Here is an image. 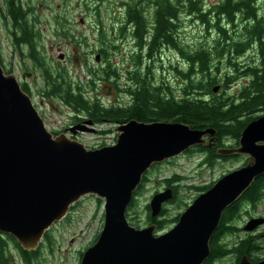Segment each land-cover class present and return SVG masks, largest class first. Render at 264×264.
<instances>
[{
  "label": "water",
  "instance_id": "obj_1",
  "mask_svg": "<svg viewBox=\"0 0 264 264\" xmlns=\"http://www.w3.org/2000/svg\"><path fill=\"white\" fill-rule=\"evenodd\" d=\"M93 124L86 120L71 131L93 132ZM115 132L116 143L100 149H89L65 134L54 137L16 76L6 75L0 63V232L13 235L23 249L36 250L72 205L95 195L105 201L104 227L81 264H202L224 211L264 175V116L246 126L238 148L218 151L223 156L249 155L247 164L221 177L160 235L155 224H130L127 211L136 190L154 164L205 144L207 136L216 140L218 131L131 120ZM173 199L172 188L155 194L149 203L151 217H158ZM260 223L249 221L245 229L252 231ZM241 264L252 263L243 259Z\"/></svg>",
  "mask_w": 264,
  "mask_h": 264
},
{
  "label": "rangeland",
  "instance_id": "obj_2",
  "mask_svg": "<svg viewBox=\"0 0 264 264\" xmlns=\"http://www.w3.org/2000/svg\"><path fill=\"white\" fill-rule=\"evenodd\" d=\"M3 1L0 0V8L3 7V10L0 9V54L1 63L7 73L5 74L15 75L21 85L25 84V87L30 89L29 95L43 118L47 130L51 133H64L72 126L76 114L59 98L44 94L47 84L43 69L30 58L29 46L21 42L16 45L10 23L4 18L6 8ZM223 1L201 0V4L209 9ZM25 2L27 8L33 9L30 19L35 23L37 31L35 43L40 56L55 67H66L69 75L87 88L85 93L93 100L98 96L100 101L109 106L112 105L115 99L113 79L104 75L102 80H97L95 87L89 85L93 75L91 70L96 74H101L108 66L105 55L100 61L96 60V56L102 48L107 47L108 50L105 49V52L113 69L114 63L117 62V59L116 62L113 59L115 58L114 47L122 46L121 39L116 33L117 22L124 20L125 9L128 10L130 5L136 6L142 13L146 10V14H152L151 0H25ZM259 10L264 13L263 4L259 5ZM241 23V21L238 22L239 27ZM147 28L152 32L154 25L148 23ZM217 36L216 30L207 28L205 24L195 16L186 13L184 9L177 18L173 32L177 46L189 50L200 47L209 48L214 44ZM171 49L172 46L167 44L166 50L162 52V59L165 63H151L146 64L145 67L149 69L152 82H163L165 87L169 86L177 97H181L183 81L178 71L186 69L188 65L178 48L174 49L175 52ZM126 54L120 51L116 58L125 57ZM254 58L258 56L252 51L236 59V63H246ZM177 59L179 60L176 61ZM213 62L218 63L214 67L213 75L217 77L216 85L222 86L221 93H237L249 81L247 77L236 74L234 72L236 68L228 62H218L216 58H213ZM141 67L143 68V65ZM216 68H219V71ZM228 73H233L232 77L236 76L238 79L224 89V77ZM83 117L87 118L84 114ZM94 127L96 131H81L75 135L67 132L66 136L83 143L89 149L93 147L99 149L103 143L106 145L115 143V125L96 124ZM101 130L111 131L102 134ZM197 163L196 156L195 158L184 157L157 170L149 171L147 180L136 193L133 207L127 212L130 218H133L132 223L138 227L145 226L150 215L149 202L157 192L164 189L165 180L173 175H184L185 179L179 187V198H175L171 201L172 203L164 206L168 218L183 213L186 204L197 197L194 186L200 187L216 181L221 173L231 165L218 162V165L213 167L203 166L198 169ZM104 205L105 201L95 195L84 196L71 208L63 220L53 224L51 229L45 233L38 248L34 250L37 251V255L33 259V264H81L82 254L97 241L104 227ZM242 208L243 216L246 213L255 215L257 212L264 215V200L257 205L245 203ZM8 255L12 264H26L19 253L8 251Z\"/></svg>",
  "mask_w": 264,
  "mask_h": 264
},
{
  "label": "trees",
  "instance_id": "obj_3",
  "mask_svg": "<svg viewBox=\"0 0 264 264\" xmlns=\"http://www.w3.org/2000/svg\"><path fill=\"white\" fill-rule=\"evenodd\" d=\"M3 2L6 8L4 18L10 23L16 45L22 43L29 46L30 58L43 69L47 84L44 94L49 97H58L72 111L78 113V116L84 114L95 124L104 126L117 124L118 121L123 122L120 124H124L129 117L135 116L139 118L140 122L147 123L155 120H172V122L185 123L196 129L213 127L218 131L220 139L227 136L240 138L241 132L246 126L259 118L262 115L261 112H264V13L259 10V5H264V0H224L216 7L209 9L203 7L201 0H183L186 13L195 16L207 28L217 31L218 36L214 44L209 48L200 47L194 50L179 47L188 65L186 69L178 71L183 81L181 97H177L173 90L167 86L165 88L169 97L167 101L161 103L160 98H156L155 88L151 86L149 81V85H144L142 88L152 89V94L149 95V92L141 90L136 94L139 102L137 107L130 112L125 110L120 113L114 112L112 105L109 106L100 101L98 96L93 100L87 95L85 93L87 88L70 76L66 67H55L40 56L35 43L37 35L35 23L30 19L33 9L27 8L25 0H4ZM162 3V6L156 7L158 26L155 30L158 37L165 38L168 45L176 46L177 42L173 37L177 17L175 14L176 5L173 0H164ZM0 9L3 10V7ZM128 9H134L135 14L139 17L138 31L145 29L146 32L143 13L136 6L130 5ZM239 21L242 22L241 27L238 25ZM143 34H140V37ZM137 35L139 36L138 33ZM105 49L108 50L107 47ZM252 51L256 53L258 58L242 64L236 63V59ZM106 58L108 66L106 65L107 68L105 67L101 74H96L91 70L93 75L89 85L95 87L97 80H102L104 75L113 79L111 62L108 57ZM213 58H216L218 62H228L236 68L234 70L236 74H241L242 77L249 79L239 92L232 94L213 92L217 79L216 75H213V70L218 65V63L213 62ZM0 62H2L1 54ZM216 70L219 71V68ZM199 74L201 76H198ZM232 75L233 73L225 75L224 89L238 79ZM22 88L25 92L30 93L25 85H22ZM135 92H138V89ZM78 118L77 121H81V118ZM110 131L101 130L100 133L105 134ZM105 144L103 143L101 146ZM197 150H203V147H198ZM146 180L147 177L144 178L143 183ZM165 181L171 186L172 183L176 182L175 175ZM211 187L213 185L210 184L203 189H210ZM135 200L136 198L133 199L131 208ZM263 200L264 175H261L255 180L251 188L226 210L225 214L230 217L236 209L242 208L245 203L257 205ZM98 201L102 202L101 200ZM127 215L131 224L135 225L132 223L133 218H130V214L127 213ZM148 217L150 221H153L150 215ZM179 217L180 214H177L171 221L176 222ZM168 221L165 219V223H161L160 228L164 227ZM218 250L219 248L214 247V251ZM8 251L19 253L26 264H33V259L37 255V251L23 249L11 234L7 235L0 232V264H12ZM242 254L244 255L245 252Z\"/></svg>",
  "mask_w": 264,
  "mask_h": 264
},
{
  "label": "flooded vegetation",
  "instance_id": "obj_4",
  "mask_svg": "<svg viewBox=\"0 0 264 264\" xmlns=\"http://www.w3.org/2000/svg\"><path fill=\"white\" fill-rule=\"evenodd\" d=\"M163 1L164 0L151 1L150 6L153 7L152 14L148 15L146 14V10L143 11L142 15L144 17V24L146 25V32L145 29L144 31H138L137 23L139 21V17L137 14H135L134 9H125L126 15L124 20H119L117 22L118 25L116 28V33L117 36H119V38L121 39L122 46L116 45L114 47L113 53L115 56V58L113 57V59L115 62L117 59V62L113 65V87L115 99L114 103L112 104V108L116 113H120L121 111L124 112L125 110H128L130 112L132 109H135L139 104V102L137 101L136 94L139 93L141 90H143V92H149V95H151L153 92L152 89L148 87L145 89L142 88L144 85L148 86L149 81L151 83V86L155 88L154 92H156V98L159 97L161 103L162 101H167V98L169 97V93L166 90L164 83H161L160 81L156 83L152 82L150 77L151 74L148 72L149 69H146L145 67L146 64L150 65L151 63H165V61L162 59V52L163 50H166L167 41H165V38H159L157 31L155 30L158 26L156 7L159 5L162 6ZM173 2L176 5V23L178 16L183 12L184 4L183 0H173ZM131 17L134 18L132 19ZM148 23L154 25L152 32H150L147 28ZM121 30L124 31L122 32ZM137 33L139 34V36L137 35ZM142 33L144 34L142 37H140V34ZM128 39L134 40L129 41ZM169 46H172V52H175L174 49L176 48H178L179 50V46L177 45ZM120 51L126 52V56L116 58L118 52ZM104 55L106 57L107 53L104 49H102L101 52H98L96 60L100 61ZM141 65H143V68L141 67ZM137 89L138 92H135V90ZM75 114L76 116L73 118L74 121L72 125H79V123L84 122V120L82 119L81 121H77V119H79V116L78 113ZM260 114H262L261 116H264V112H261ZM131 120L140 121L138 117L133 116L129 117L126 122H129ZM157 121L172 122V120H155L154 122ZM120 123L123 122H117V124ZM70 128L71 127H69L67 130L69 131ZM239 146L240 138L227 136L226 138L220 139L218 137L216 140L211 142L210 138L208 137L206 144L201 146L203 147V150H197L199 146H193L184 154L167 160L163 163L156 164L152 167V169L157 170L158 168H161L166 164H171L172 162H175L184 157L195 158L196 156V160L198 162V169L203 166H208L209 168L213 167L218 162H220L219 164H231L230 167H227L226 170L221 173V178L227 173L244 167L249 161V155L236 153L231 154L229 156H223L218 153L219 149H235ZM175 179L178 180L177 183H172L171 186H168L166 184L164 188L173 187L175 198L178 199V194L180 192L179 187L181 186V182L185 179V176H179L175 174ZM207 185H210V183H208ZM205 186L206 185L200 187H193V189L196 190L197 197L209 190L206 188L203 189V187ZM196 198H194V200ZM194 200L186 204L185 210L188 208L189 205L193 203ZM249 205L253 204L249 203ZM226 210L223 213L219 227L213 233L212 238L210 240L209 256L203 261L202 264H241L243 259L249 261L252 264H257L264 261V215L260 212H257L255 215L246 213V215L243 216V208H238L233 212L232 215H230V217H227L225 214ZM165 219H168L169 221L164 227L160 228L161 223H165ZM172 219L173 218H168L164 211L159 217L152 218L153 221H150V219L148 218L145 226L155 224L157 225V232L162 234L167 232L168 229L173 227L175 223L178 222H172ZM249 221L262 223L254 227L252 231H247L245 227L247 226ZM214 247L219 248V250L214 251ZM242 252H245V254L243 255Z\"/></svg>",
  "mask_w": 264,
  "mask_h": 264
}]
</instances>
